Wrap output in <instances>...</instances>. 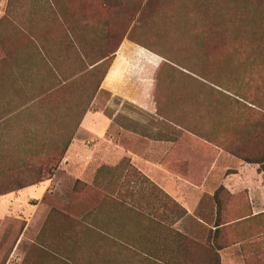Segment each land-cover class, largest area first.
Wrapping results in <instances>:
<instances>
[{
  "label": "crops",
  "instance_id": "obj_1",
  "mask_svg": "<svg viewBox=\"0 0 264 264\" xmlns=\"http://www.w3.org/2000/svg\"><path fill=\"white\" fill-rule=\"evenodd\" d=\"M29 25L0 28V180L13 181L0 193V219L26 223L0 264H264V171L242 160L217 171L216 161L201 184L187 180L170 155L172 125L144 131L135 112L110 106L146 98L126 89L122 66L114 70L123 47L139 45L122 41L97 83L85 76L108 56L93 58L82 30ZM188 165L200 179L205 165ZM63 180L75 181L73 205L89 207L74 220L87 221L88 236L75 230L68 251L27 235L46 195L64 194Z\"/></svg>",
  "mask_w": 264,
  "mask_h": 264
},
{
  "label": "rangeland",
  "instance_id": "obj_2",
  "mask_svg": "<svg viewBox=\"0 0 264 264\" xmlns=\"http://www.w3.org/2000/svg\"><path fill=\"white\" fill-rule=\"evenodd\" d=\"M29 23L82 30L96 60L111 58L125 39L139 45L137 52L123 47L114 70L122 66L126 89L141 90L146 98L137 104L113 97L110 106L135 112L131 121L144 131H152V124L172 125L178 173L188 172L189 161L193 171L206 167L213 149L218 151L217 171H234L242 160L229 148L243 147V155L264 157V0H0V28ZM107 59L85 79L98 83ZM108 100L103 94L98 107ZM62 182L68 185L64 194L46 195L27 235L34 240L48 236L52 249L68 251L75 230L81 240L88 236L87 221L78 225L74 220L89 207L73 205L75 181ZM1 183L9 187L13 181ZM222 195H228L224 188ZM59 237L62 242L56 245Z\"/></svg>",
  "mask_w": 264,
  "mask_h": 264
},
{
  "label": "trees",
  "instance_id": "obj_3",
  "mask_svg": "<svg viewBox=\"0 0 264 264\" xmlns=\"http://www.w3.org/2000/svg\"><path fill=\"white\" fill-rule=\"evenodd\" d=\"M69 31L73 32L70 29H69ZM123 39L124 38H122V40ZM116 52H117V50L114 51L113 56L111 58L107 59V60H109L108 68H109L112 60L114 59V55H115ZM105 72H107V70ZM257 104L258 103H256L255 105H257ZM258 106H259V104H258ZM175 150H176V147L174 146V148L170 152V155H174L176 153ZM229 150H230V152L232 154H234L235 156L241 158L243 161H245L247 163L260 164V167H264V157L261 158V159H258V158H254V157H251V156L243 155L242 154L243 147L229 148ZM213 151H214V154L209 159V162H208V164L206 166V169H205L204 173L202 174V176L200 177V179H195V178H193V176L191 177L188 173H184L183 174V173L179 172V174H181L182 176H184L185 178H187V180H189L191 182H194V183H197V184H201L203 182L205 176L207 175V173L211 169V167H212V165H213V163H214V161L216 159V156L218 154V151L216 149L215 150L213 149ZM162 164L167 166L165 164V160H163ZM259 170L262 171L261 168H259ZM9 190H11L10 187L2 186V183H1V180H0V193L7 192ZM181 209H183V208H181ZM184 212H185V210L183 209V213ZM0 222L3 223L2 224L3 226H0V248H1L0 249V253L2 251H4L3 248L5 247V244H8V251L7 252H9L10 250H12V248L14 247V245L16 244L18 239L20 238V236H21V234H22V232H23V230L25 228L26 223H25L24 220H20L18 218H13V217H6L4 219H0ZM215 264H221L220 259L218 257H216V259H215Z\"/></svg>",
  "mask_w": 264,
  "mask_h": 264
}]
</instances>
